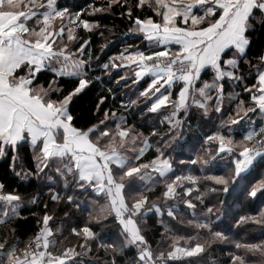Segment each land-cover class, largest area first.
<instances>
[{
	"label": "snow or ice",
	"instance_id": "6c2138e0",
	"mask_svg": "<svg viewBox=\"0 0 264 264\" xmlns=\"http://www.w3.org/2000/svg\"><path fill=\"white\" fill-rule=\"evenodd\" d=\"M103 14H118L135 41L106 59L93 47L111 31ZM258 29L264 0H92L75 10L60 0H0V264H205L206 256L219 264L211 257L219 245L231 246L227 264H264V240L228 235L217 226L224 202L207 199L264 158ZM194 117L208 130L195 157L177 162ZM241 124L248 130L236 139ZM225 158L226 174H211L207 166ZM188 165L200 174H177ZM258 195L264 173L237 207ZM40 204L37 228L22 239L18 222ZM150 217L163 226L159 239ZM248 225L264 226V204L232 219L233 229Z\"/></svg>",
	"mask_w": 264,
	"mask_h": 264
},
{
	"label": "trees",
	"instance_id": "16d2710c",
	"mask_svg": "<svg viewBox=\"0 0 264 264\" xmlns=\"http://www.w3.org/2000/svg\"><path fill=\"white\" fill-rule=\"evenodd\" d=\"M60 3L64 6H68L73 8L74 10L77 6L82 8H87L92 0H60ZM97 4H103L104 0H96ZM102 23L107 25L111 31H105L104 37L100 36L93 37V47L97 49L96 54L106 59L108 56L112 55L114 52L120 50L121 42L133 43L135 42L133 38L126 37L122 35L125 31V22L119 17L118 14H103ZM115 25V28H113ZM253 39L255 41L253 45V52L258 50L262 41H264V32L259 29L254 34ZM108 43L109 47L104 49L103 52L99 51V47ZM207 78V77H205ZM251 78V77H250ZM254 82V81H253ZM119 91V90H118ZM239 91V89H236ZM257 121L258 117H255ZM137 123H139V117H137ZM148 123H156V121L152 118L149 119ZM198 120L194 117L192 120L193 127H185L184 137L181 141L183 145L178 151H174L172 156L178 162L180 160L188 161L195 157V155L199 152L202 134L204 131H207L208 128L205 127L203 129L196 127ZM235 137L236 139H240L244 134L245 125L241 124L239 126H235ZM225 163V164H223ZM199 165L192 166L188 165L187 167L177 168V174L180 172L187 173L188 171H193L195 174L199 175L200 173L196 171ZM211 168V174L221 175L226 174L227 170L230 167V158L218 159L213 164L209 165ZM264 173V158L257 157L254 161L253 168L249 170V172L243 174V178L240 179L239 183L235 186H230L228 192L218 191L211 193L208 196V200L211 204L215 205L217 208L220 207V202H224V211L225 215L222 218V222H217V226L220 229L228 230L227 234L233 236L238 239H242L246 242H258L260 240H264V226L261 225H248L244 228L233 229L232 228V219L239 214H242L245 210L253 211L258 210V208L264 204V197H260L258 195L257 198L254 199V203H249L247 209L239 208L237 205L241 203L243 200V188L246 184L250 182L254 183L256 179H259V174ZM37 183L33 182L31 184L22 183L19 185L21 192H31L35 187H37ZM141 184L135 182L133 187L139 189ZM15 187V185H14ZM219 187V186H217ZM251 199V198H250ZM43 200L47 201V196L43 197ZM183 207V206H182ZM43 208V204L40 205H29L25 211L24 216L26 219H21L19 224V233L22 239H27L33 234V231L37 228V217L33 215V213H41ZM184 215L187 218H191V216L185 212ZM165 223H170L171 227H173L177 232L181 234H193V230L191 228H186L175 221L165 220ZM148 225L150 227V236L156 240L159 239V232L163 231V226L157 223V218L150 217L148 220ZM113 234L111 232L106 234V239H111ZM232 250L230 245H219L215 246L214 250L211 251V257H214L219 261V264H227V254ZM91 259L90 257H86L85 260ZM252 261H256L257 257L253 256ZM205 264H212L211 259L206 256L204 257ZM169 264H187L186 260H176L170 261Z\"/></svg>",
	"mask_w": 264,
	"mask_h": 264
},
{
	"label": "rangeland",
	"instance_id": "374dc122",
	"mask_svg": "<svg viewBox=\"0 0 264 264\" xmlns=\"http://www.w3.org/2000/svg\"><path fill=\"white\" fill-rule=\"evenodd\" d=\"M254 118H255V117H253V119H254ZM243 125H245V129H246V130L244 131V133H246V131L248 130V126H247L246 124H243ZM235 128H236V127L234 126V132H235ZM223 164H225V163H223ZM207 168H210L209 165L207 166ZM210 169H211V168H210ZM136 182L139 183V184H141V185H142V183H143V182H141V181H136Z\"/></svg>",
	"mask_w": 264,
	"mask_h": 264
}]
</instances>
